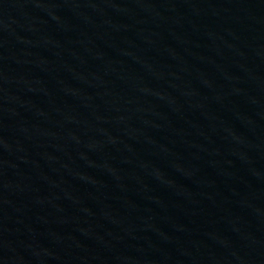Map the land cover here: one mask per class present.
<instances>
[{
    "label": "water",
    "instance_id": "water-1",
    "mask_svg": "<svg viewBox=\"0 0 264 264\" xmlns=\"http://www.w3.org/2000/svg\"><path fill=\"white\" fill-rule=\"evenodd\" d=\"M0 264H264V0H0Z\"/></svg>",
    "mask_w": 264,
    "mask_h": 264
}]
</instances>
